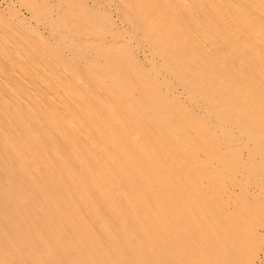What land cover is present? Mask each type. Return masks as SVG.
Wrapping results in <instances>:
<instances>
[{"label":"rangeland","instance_id":"374dc122","mask_svg":"<svg viewBox=\"0 0 264 264\" xmlns=\"http://www.w3.org/2000/svg\"><path fill=\"white\" fill-rule=\"evenodd\" d=\"M262 1L0 0V264H264Z\"/></svg>","mask_w":264,"mask_h":264},{"label":"bare ground","instance_id":"6f19581e","mask_svg":"<svg viewBox=\"0 0 264 264\" xmlns=\"http://www.w3.org/2000/svg\"><path fill=\"white\" fill-rule=\"evenodd\" d=\"M140 2V1H139ZM232 2V1H231ZM178 3V2H177ZM260 3H263V5H261L259 8H258V10L256 11V13H255V15H254V21L255 22H258V12L260 13H263L264 12V1H262V2H260ZM254 4V3H253ZM242 5V4H241ZM179 6V5H178ZM226 6V5H225ZM249 6H250V4H249ZM256 6V5H255ZM208 7V6H207ZM227 10H228V12H229V9L227 8ZM254 12V11H253ZM229 13H231V12H229ZM184 14V13H183ZM233 16V15H232ZM260 18V17H259ZM237 23H239V21L237 22ZM122 25V24H121ZM243 28V27H242ZM249 35V34H248ZM247 38V37H246ZM126 39V38H125ZM204 42V41H203ZM132 44V43H131ZM205 45H206V42H205ZM210 48V47H209ZM211 50V49H210ZM263 51V50H262ZM62 71V70H61ZM20 75V74H19ZM258 76V75H257ZM178 96V95H177ZM139 98V97H138ZM137 98V99H138ZM187 98V97H186ZM197 101V100H196ZM60 103V102H59ZM61 104V103H60ZM65 112V111H64ZM209 115V114H208ZM217 117V116H216ZM218 118V117H217ZM222 122V121H221ZM225 125V124H224ZM229 128V127H228ZM232 128H234V127H232ZM234 130V129H233ZM261 136V135H260ZM242 137V136H241ZM251 143H252V141H251ZM254 143V145H257L256 144V141L255 142H253ZM252 143V144H253ZM259 145H257V147H258ZM259 148V147H258ZM259 150V149H258ZM99 151V150H98ZM101 153V152H100ZM260 153H261V150H260ZM263 176V175H262ZM134 181H136V179L135 180H133L132 182H134ZM205 183V182H204ZM135 185V184H134ZM233 196V195H232ZM181 231V230H180Z\"/></svg>","mask_w":264,"mask_h":264}]
</instances>
